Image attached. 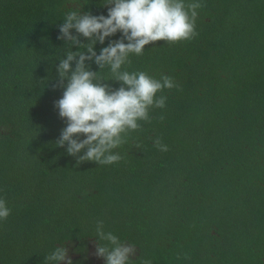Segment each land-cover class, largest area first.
I'll use <instances>...</instances> for the list:
<instances>
[{"label": "trees", "instance_id": "obj_1", "mask_svg": "<svg viewBox=\"0 0 264 264\" xmlns=\"http://www.w3.org/2000/svg\"><path fill=\"white\" fill-rule=\"evenodd\" d=\"M199 2L194 39L146 46L121 69L179 90L157 93L165 108L114 150L119 163L78 165L55 145L66 123L52 86L59 60L85 49L57 37L69 10L107 17V0H0V264H47L61 245L82 264L101 220L135 264H264V0Z\"/></svg>", "mask_w": 264, "mask_h": 264}, {"label": "clouds", "instance_id": "obj_2", "mask_svg": "<svg viewBox=\"0 0 264 264\" xmlns=\"http://www.w3.org/2000/svg\"><path fill=\"white\" fill-rule=\"evenodd\" d=\"M105 7L107 17L94 16L90 12L82 14L80 8L69 10L57 37L72 47L85 49L70 50L66 58L59 60L58 79L52 86L63 89L54 107L66 123L55 145L66 146L67 154L76 158L78 165L119 163L124 157L114 150L127 143L131 132L141 130V121L151 122V109L165 108L167 97H157V93L165 89L179 90L171 76L161 75L156 79L143 71L130 73L121 69L131 63L130 54L142 55L146 46L159 41L176 44L194 39L198 35L197 10L203 4L199 0L189 3L185 0H107ZM118 32L122 34L121 39L110 41L97 54L95 45H103ZM81 37L88 43H82ZM86 62H94L99 71H92ZM105 67L110 69V80L100 75ZM107 81L118 82L120 87L113 89ZM153 143L159 151H168L159 137ZM10 214L5 199L0 198V221ZM96 235L99 239L95 242L94 255L103 258L105 264H135V245L122 242L112 232H105L102 220L96 223ZM44 260L47 264H73L68 248L63 245L56 247ZM142 264L152 262L144 260Z\"/></svg>", "mask_w": 264, "mask_h": 264}, {"label": "flooded vegetation", "instance_id": "obj_3", "mask_svg": "<svg viewBox=\"0 0 264 264\" xmlns=\"http://www.w3.org/2000/svg\"><path fill=\"white\" fill-rule=\"evenodd\" d=\"M95 246L91 243L83 254L81 263L83 264H102L105 263L103 258H97L95 255ZM72 258L80 257V255H72Z\"/></svg>", "mask_w": 264, "mask_h": 264}]
</instances>
